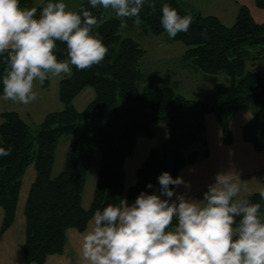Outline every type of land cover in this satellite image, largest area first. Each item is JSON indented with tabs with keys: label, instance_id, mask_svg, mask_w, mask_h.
Wrapping results in <instances>:
<instances>
[{
	"label": "trees",
	"instance_id": "trees-1",
	"mask_svg": "<svg viewBox=\"0 0 264 264\" xmlns=\"http://www.w3.org/2000/svg\"><path fill=\"white\" fill-rule=\"evenodd\" d=\"M147 1L155 4V11L147 3L140 17L154 35L166 33L160 23L163 4L182 16L189 13L178 0ZM254 1L264 10V0ZM20 6L37 7V16L41 8L34 6V0H20ZM82 7L97 18L102 14L108 17L95 30L108 47L105 59L83 71L73 66L72 75L59 84L64 108L48 113L36 130L16 111L0 113V147L11 148L9 156L0 157V233L14 221L26 169L33 165L36 170L25 207V264H44L48 256L62 253L67 230L84 231L97 209L124 198L131 204L141 192L158 193L160 174L166 171L176 178L186 165L208 157L210 149L204 136L208 114H214L224 143L229 145L234 140L230 128L233 115L245 106L256 105L257 111L242 126V138L256 151H264V76L247 67L250 60L256 63L264 59V22L254 19L249 6L241 5L230 26L217 16L192 14L188 31L170 38L185 46V59L203 73L224 72L230 77L229 85L215 84L202 100L177 93L163 78L147 76L141 68L146 50L134 38L121 34L120 20L102 9H92L89 0H82L77 11ZM131 21L127 19V23ZM55 55L59 60L67 59L66 45L57 42ZM5 67L0 58V78ZM49 81L42 86L48 87ZM88 87L94 89L95 96L78 111L74 100ZM160 123L168 126L169 137L150 150L138 168L136 182L126 189L125 160L135 154L139 136L156 137ZM76 131L81 135L70 145L63 170L54 176L58 142ZM97 150L101 164L92 202L86 208L83 195ZM148 184L153 187L148 188ZM243 197L260 203L264 214L259 192Z\"/></svg>",
	"mask_w": 264,
	"mask_h": 264
},
{
	"label": "clouds",
	"instance_id": "clouds-1",
	"mask_svg": "<svg viewBox=\"0 0 264 264\" xmlns=\"http://www.w3.org/2000/svg\"><path fill=\"white\" fill-rule=\"evenodd\" d=\"M41 8H22L20 0H0V58L6 65L3 98L29 104L37 98L35 83L72 75L73 66L86 70L99 65L108 47L98 29L108 18H97L87 8L73 11L63 0H40ZM146 0H89L135 26ZM155 11V4L148 3ZM160 23L169 38L187 32L191 13L180 15L165 3ZM57 42L67 48V59L55 55ZM11 148L0 147V157ZM159 192H141L133 203L97 209L77 240L78 264H264V214L261 204L241 196L246 191L231 173L217 174L202 200L178 193L190 189L182 176L169 172L157 177ZM152 188V184L147 185ZM264 200V189L259 190ZM162 197H165L162 199ZM175 197V199H173Z\"/></svg>",
	"mask_w": 264,
	"mask_h": 264
},
{
	"label": "rangeland",
	"instance_id": "rangeland-1",
	"mask_svg": "<svg viewBox=\"0 0 264 264\" xmlns=\"http://www.w3.org/2000/svg\"><path fill=\"white\" fill-rule=\"evenodd\" d=\"M82 0H63L68 5V8L77 11ZM237 0H178L183 9L193 15H213L217 16L224 24L233 25L236 21L237 12L235 5ZM241 4L248 3L250 0H238ZM255 2L254 0H251ZM45 3L48 0H44ZM54 2H58L55 0ZM148 3L146 0L145 6ZM246 5V4H245ZM252 9L257 8L254 3L251 4ZM34 6H41L40 0H34ZM108 16H115L105 12ZM258 17V14H255ZM128 27L121 29L123 36H130L138 41L146 50V53L141 61V68L150 78H163L169 85L179 94L185 95L190 99L202 100L204 95H207L217 83L229 85L231 83L230 77L224 73L205 74L199 70L193 62L182 58L186 48L180 42L171 43L167 33L154 35L142 24L137 27L133 21L127 23ZM248 70L255 71L264 76V59L252 63L250 60L247 63ZM73 73V68H72ZM68 77V76H65ZM64 78V77H63ZM62 78H50L49 86L43 87L39 82L35 83V91H37V98L29 104L14 103L11 100L0 99L2 107L7 109H15L19 112L21 117L30 125L32 130H36L45 119L46 115L51 112L60 111L64 108V104L59 98V84ZM143 88V84L140 85ZM1 96V95H0ZM95 91L92 87L84 89L74 100V106L78 111H83L86 106L93 100ZM257 111L256 105H248L237 111L231 119V132L233 136V143L223 145L218 143L219 138H222V133L219 131L217 124L211 127L207 122V133L209 136V144L215 153L219 151H230L236 153H248L249 162H256L264 159V151H256L251 143L245 142L242 138V126L253 116ZM215 120L214 114H210ZM2 120H0L1 123ZM209 121V120H207ZM217 121V120H216ZM169 130V129H167ZM80 131L63 135L57 146L56 162L53 170V175H58L64 168L66 156L70 145L79 138ZM164 134L160 132L158 139L163 141L169 137V134L163 137ZM163 137V138H162ZM223 144V143H222ZM225 144V143H224ZM194 149L193 147L191 148ZM227 151V152H228ZM256 152L259 155H256ZM253 156V157H252ZM101 152L96 151L92 164L88 173L90 179L86 185V192L89 191L90 196L94 194L95 181L101 164ZM141 156L139 153L135 159L139 160ZM134 159V160H135ZM242 161H245L243 159ZM264 189V182L262 184Z\"/></svg>",
	"mask_w": 264,
	"mask_h": 264
},
{
	"label": "crops",
	"instance_id": "crops-1",
	"mask_svg": "<svg viewBox=\"0 0 264 264\" xmlns=\"http://www.w3.org/2000/svg\"><path fill=\"white\" fill-rule=\"evenodd\" d=\"M252 3L255 4V2L250 0L248 6L251 9L254 19L258 22H264V10L258 8L256 4L255 6L257 8H254L253 10L252 8L254 6L252 7ZM244 4L247 5L246 2L241 4L238 0L235 1V5L238 7L236 8L235 12L238 13L239 8ZM255 14H258V17H256ZM182 58L184 59L183 55ZM205 96L206 95H204V97ZM0 99H4L3 95L0 96ZM14 110L4 108L0 104V113ZM207 122H209L211 127L214 128V125L215 123L217 124V121L216 118L214 120L210 114L206 116L204 136L208 141L210 154L208 157H202L197 162L188 164L182 169L179 176H182L186 182L190 183L191 187L190 189H186L185 187L181 186L180 188L176 189V191L178 193H186L187 196L193 199L202 200L203 194L208 190V185L215 183L217 174L231 173L233 179L236 180L239 178V180L242 182V187L247 189L246 191L242 190L241 196H247L259 192V190L263 188L262 184L264 182V159L260 161L257 160L256 162H249L248 153H232L228 150V152L219 151L218 153H215L209 144ZM167 129L169 128L166 124L160 123L155 138L148 139L143 136L138 137L135 154L132 157L127 158L124 163L126 189L136 182L138 168L147 158L150 150L155 146H159L163 142L161 138L158 139L160 132L164 134L163 137L166 136V134H170V131ZM218 143L223 148L225 147L223 145H227L224 144L223 137L221 139L219 138ZM196 148H199V146H196L195 149ZM190 151L191 148L186 150L185 153L188 154ZM138 153L141 156L139 160L135 159V156H137ZM258 153L260 152H256L255 154L259 155ZM243 159H245V161H242ZM35 179L36 170L34 166L31 165L26 169L23 177L14 221L5 232L0 233V264H25L23 255V245L27 235L25 207L31 185ZM89 180L90 179L87 178V182H89ZM163 198L165 197H162V199ZM92 199V195L90 196L89 191L86 192L85 186L83 195L84 207L88 208L92 202ZM173 199H175V197H173ZM82 232L83 231H79L75 228H69L66 232V244L63 252L48 256L44 264H78L79 257L77 254V240Z\"/></svg>",
	"mask_w": 264,
	"mask_h": 264
}]
</instances>
